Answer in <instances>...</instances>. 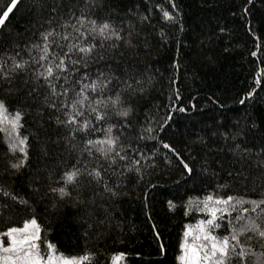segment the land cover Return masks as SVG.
I'll list each match as a JSON object with an SVG mask.
<instances>
[{
	"label": "trees",
	"instance_id": "obj_1",
	"mask_svg": "<svg viewBox=\"0 0 264 264\" xmlns=\"http://www.w3.org/2000/svg\"><path fill=\"white\" fill-rule=\"evenodd\" d=\"M9 2L0 0V13ZM69 3L78 5L77 12L91 3L92 7L86 8L88 15L98 21L108 19L122 30L117 47H109L110 42L105 41L99 49L103 55L101 63L134 65L135 74L147 83L142 94L130 98L134 107L128 118L131 127L124 128L126 135L121 142L131 143L149 156L155 150V165L141 155L142 178L134 170L124 172L116 196L104 190L103 180L98 184L90 177H81L79 187L73 188L69 183L72 196L59 199L47 188L62 183L57 180L64 170L59 161L71 165L75 152L62 141L58 145L52 143L63 133L53 119L58 113L43 104L44 88L31 91L33 82L25 81L23 72L10 83L0 81V92L9 101L8 113L0 123L9 127L7 120L15 109L23 112L19 133L28 136L30 158V168L20 172L9 168L8 161L22 154L18 149L15 153L9 151L7 135L0 131V169H7L0 175V183L30 201V207L15 202V210L0 218V232L10 226H22L24 219L34 216L44 240L52 241L68 255L94 254L91 264H113L114 257L121 253L123 264H181L179 244L184 228L195 227L199 219L207 218L206 213L196 210V201L189 202L187 197L203 196L209 191L257 199L264 196V166L259 165L256 155L258 146H264V0H63L61 7ZM165 10L176 19L165 20ZM47 15V11L37 13L35 0H19L6 18V26L0 28V52L6 48L15 51L11 47L14 44L23 46L36 41L41 16ZM165 35L167 39L163 38ZM99 39L96 37L97 43ZM127 39L130 44L125 43ZM253 88L254 99H245L242 105L240 100ZM173 103L177 107L169 106ZM181 104L187 111L180 109ZM241 117L247 119L238 123ZM117 119L112 116L110 122ZM149 123L151 131H147ZM141 125L147 138L137 142ZM249 125L253 126L252 131L248 130ZM237 129L244 135L233 140L231 135ZM222 131H229L227 141ZM197 135L204 138V143L194 142ZM161 141L171 144L192 165L191 178L184 174L179 158ZM237 143L242 149H251L252 154H242L239 149L234 153L231 149ZM41 145H47L49 150L43 163ZM205 161L207 171L203 170ZM9 172L15 174L10 176ZM103 175L109 185L117 179L111 170ZM30 177L33 185L40 184L39 192L28 187ZM77 196L87 207L76 202ZM7 200L10 198L0 193V202ZM168 201L175 202V206L169 209ZM240 207L251 205L245 201ZM89 208L92 215L86 216ZM88 223L92 226L88 227ZM217 232L223 234L220 229ZM248 234L254 239L245 240ZM239 236L242 243H251L257 251L264 252L256 233ZM9 242L5 238L4 243ZM249 264L254 261L250 259Z\"/></svg>",
	"mask_w": 264,
	"mask_h": 264
},
{
	"label": "snow or ice",
	"instance_id": "obj_2",
	"mask_svg": "<svg viewBox=\"0 0 264 264\" xmlns=\"http://www.w3.org/2000/svg\"><path fill=\"white\" fill-rule=\"evenodd\" d=\"M18 2L19 0H10L0 13V28L6 26V18ZM62 3L63 0H50V2L35 0L37 13L47 11L48 15L46 18L41 16V29L36 41H29L23 46L14 44L11 47L15 51L6 48L0 52V81L10 83L16 75L23 72L24 80L31 79L33 82L31 91L44 88L45 92L41 100L47 108L58 113L53 119L63 129V133L54 138L52 143L58 145L62 141L68 149L75 152L71 165L66 161H59L64 164V170L57 177L62 183L58 182L55 186L50 184L47 191L56 193L58 198L63 200L72 196L69 183L73 188H77L81 177H90L98 184L103 180L104 190L116 196L117 187L123 183L121 178L124 172L134 170L142 178L143 169L139 158L141 155L149 164L155 165V159L152 158L156 155L155 150L149 156L142 154L139 147L121 142V137L126 135L124 128L131 127L128 118L133 113L134 107L130 98L137 93L142 94L147 83L141 76L135 74L134 65L129 66L126 63L122 65L118 62L101 63L103 55L99 49L104 47L105 41L110 42L109 47H117L122 39L121 29L108 19L98 21L88 15L86 8L90 9L91 3L80 7L79 12L75 10L77 4L69 3L62 8ZM172 6L175 8V3ZM163 18L173 21L176 16L165 10ZM180 28H183V24ZM124 35L130 36V33ZM96 37L100 38L99 43ZM163 38L167 39V36ZM125 43L130 44L131 40H125ZM22 52H26V55ZM252 55L255 56L256 53L253 52ZM150 81L149 77L148 83ZM255 92V88L247 91L240 103L243 105L245 99H254ZM174 94L179 97L178 91L174 90ZM8 102L7 96L0 92V122L8 113ZM169 106L177 107L174 103ZM179 107L182 111H187L182 104ZM168 115L170 116L171 113ZM61 116L63 119L60 118ZM112 116L119 119L112 123L110 122ZM22 117L23 112L17 108L14 115L7 120L9 127H3L0 123V131L7 135L9 151L15 153L18 149L22 154L15 160L8 161L9 168L14 169L15 172H20L25 167L30 168L28 136H21L19 133V129L23 126ZM246 119L247 117H241L238 123ZM164 123L168 121L165 120ZM151 128L152 125L149 123L147 131H151ZM248 130L252 131L253 126L249 125ZM221 135L227 141L229 131H222ZM243 135L244 132L237 129L232 133L231 139L235 140L237 136ZM78 136L82 139L78 140ZM145 138L147 133L141 125L137 142ZM196 141L204 143V138L197 135L194 137V142ZM160 143L179 158L184 174L191 178L192 165L167 141ZM261 145H264V140L261 141ZM41 149L43 163V156H47L49 150L47 145H41ZM238 149L242 154H252L251 149H242L238 143L231 150L235 153ZM129 152L132 155H129ZM256 155L259 158V165L264 166V146H258ZM163 158L167 159V156ZM204 163L203 170L207 171V161ZM105 164L107 168L103 167ZM147 166L146 164L144 167ZM109 170L117 177L111 185L103 175ZM4 172H7V169H0V175ZM15 172H9L8 175H14ZM232 174L229 172V175ZM48 177L49 179L52 177L50 170ZM35 179L39 181L40 177L36 176ZM28 187L32 191H40V184L33 185L31 177ZM0 193L4 198H10L6 202H0V218L15 210L16 201L30 207V201L26 197L14 195L3 183H0ZM187 200L196 201V210L206 213L207 218L199 219L195 227L188 225L184 228L183 239L179 244L181 252L178 259L181 264H249L250 259L254 264H264V252L257 251L251 243H242L239 236V234L256 233L260 238V247L264 248V196L257 199L234 193L213 194L209 191L203 196H189ZM245 201L251 205L250 208L240 207ZM76 202L87 207L79 196L76 197ZM167 204L169 209L175 206L173 201H168ZM104 210L107 212L106 206ZM85 215L91 216L92 209L89 208ZM87 226L92 225L88 223ZM217 229L223 234L218 233ZM156 235L159 236V232ZM5 238L10 242L4 243ZM253 239L252 235H245V240ZM160 249L163 252L162 243ZM93 255L88 252L79 256L68 255L59 251L52 241L41 237L40 225L34 216L24 219L22 226H10L0 232V264H91Z\"/></svg>",
	"mask_w": 264,
	"mask_h": 264
},
{
	"label": "rangeland",
	"instance_id": "obj_3",
	"mask_svg": "<svg viewBox=\"0 0 264 264\" xmlns=\"http://www.w3.org/2000/svg\"><path fill=\"white\" fill-rule=\"evenodd\" d=\"M124 257L121 255H116L113 259V264H123Z\"/></svg>",
	"mask_w": 264,
	"mask_h": 264
}]
</instances>
